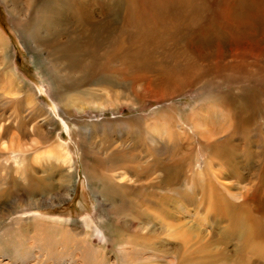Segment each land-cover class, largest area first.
<instances>
[{
	"label": "rangeland",
	"instance_id": "1",
	"mask_svg": "<svg viewBox=\"0 0 264 264\" xmlns=\"http://www.w3.org/2000/svg\"><path fill=\"white\" fill-rule=\"evenodd\" d=\"M231 1L234 8L225 9V0H190L189 7L184 5L186 1L174 0L158 18L150 11H144L140 17L139 12L143 11L139 9L129 11L130 17L124 26L121 46H115L113 49L112 45H116L117 42H111L108 49L102 48V52L106 50L105 52H112V55H115L116 50H121L118 57L122 61L134 60L138 65H140L139 57L148 55L151 58L150 65L154 69L153 77L160 78L166 75L173 77L175 71L171 67L177 66L175 57L181 54L186 56L184 50L186 48L193 53H199L200 50L203 52H222L225 66L224 76L220 82L200 78L199 85L182 95L175 96L173 100L166 101L165 94L161 93L159 104L155 105L150 100L140 101L136 94L137 86L142 83L153 84L150 82L153 78L151 77L152 73L141 75L139 78H136L135 74L123 75L120 65L119 67L116 65V56H112L108 62H99L97 67L90 69L84 77L78 75L74 79L66 76V74L65 76L56 75L57 72L45 60V53L37 52V49L32 48L25 39L26 30H30L32 36L40 35L43 32L46 25L45 14L37 19L41 14L39 7H37L28 12H23V15L18 18L15 14L8 12L3 0H0V37L7 46L0 50L1 82L5 85L8 82H13V88L16 89L17 85L23 91L32 94L44 110H49L50 117L53 118L51 121L53 126L48 129L51 132L44 140L40 141L39 135L35 133L36 130L32 129L38 121H35L34 118H22L21 122L26 125L24 135L17 136L18 134L14 135L12 132L5 141L6 147H8L9 141H13L14 148L16 144L20 146L23 143L22 145L25 146L22 147L21 145L23 149L14 150V152H11L13 150L10 151L9 148L6 149L7 151L0 160L3 166L11 167L6 177H0V208L2 207L0 218L4 215L3 218L6 217L7 210L16 212L7 218L6 223L0 224V232L8 225L7 232L10 234L9 242L4 245H1L3 243L0 244V264H167L171 261L174 252L179 258V264L264 263V250L262 249L264 234H254L241 240L240 230L243 226L240 225L237 231L233 232L226 229L225 215L218 214L223 213L224 210L215 207L216 195L209 193L203 198L200 196L201 194L195 192V189L205 183L202 180V177L204 179L202 174L205 172L203 169L206 167V159L213 146H207L203 143L199 134L195 136L190 130L192 126L185 119L188 113L195 108L204 107L213 110L211 119H213L214 124H219L221 130L225 132L221 135L224 141V160L230 167L239 164L238 168L241 173H249L246 178L243 177L238 184L235 183L234 185H232L233 179L218 178L216 181L208 174L209 178L218 184L231 185L232 192L241 191L244 197H249L252 200L254 197V171L264 163V93L262 91L264 80L260 78L264 70V0ZM217 8L229 11L224 12L225 16L216 19L217 11H219ZM230 10L232 11L230 12ZM63 13L56 6L51 10L55 24L61 30L62 35L67 34L73 25L63 18ZM116 15L118 17L117 13ZM32 19H35L34 22ZM146 20L150 24L144 26ZM215 20H221V24L218 22L219 28L215 26L218 29H214V26L211 25ZM222 21L226 26L224 29H221ZM26 23L33 25L26 26ZM168 23H176L175 28L170 27L171 29L167 34L164 33L160 36L156 33L155 35L154 31L157 28ZM114 26L118 27L120 24L115 23ZM86 29L91 30L92 27L87 26ZM218 30H223L220 32L221 36L215 37ZM157 38L161 39L159 41L162 43H159ZM222 38L223 41L220 40ZM75 40L76 43L80 44L77 38ZM38 41L43 47L49 44L45 38L42 39L40 36ZM83 44L85 50L81 54L79 67L85 64L97 51V49L90 48L88 41H84ZM207 45L211 47L206 48ZM184 56L181 55V63L184 66L191 65L193 61ZM253 59L256 60L254 72L249 78H244L241 70L246 69V66L242 64L245 60L252 61ZM191 60H193L192 57ZM11 66L14 67V72L18 73L19 76L9 72ZM102 66L108 67L113 73L115 69L118 70L120 76H109L108 82L102 79L100 83L76 81L84 78L88 80V77L93 76V73L99 74ZM9 78L11 81L8 80ZM60 88L67 93V96L70 94V97L67 98L68 104H65L69 107V113H65L55 101L59 99L60 92L58 90ZM6 96H10V92ZM9 106H5L6 117H9L11 113L24 114L23 117L27 113L24 111L25 104L23 103L16 104L11 101ZM171 107H176L178 110H172ZM73 108L74 110L77 108L78 111L71 113ZM172 112L175 114L177 126L187 133V137H180L182 143L189 140L194 144L193 149L187 147L185 152L177 157L178 179L184 186L180 193L184 194L175 198L171 197V199L179 202L172 208L170 215L172 219L161 215L158 210V212L152 210L154 206H150L152 207L150 211L146 210V205L150 204L144 199L140 202L139 210H136L132 201L127 200L126 197L123 202H120L117 197H112L109 194V196L105 194L103 198L102 195L95 194L96 175L94 170L90 169L89 183L86 177L87 173L82 167V150L88 153L89 157L86 158V162L89 164L93 143L101 137L109 139L113 133L116 134L114 136L115 142L119 143L121 140L119 133H122L123 129L117 127V129L112 130L110 127H105L98 131L91 125L104 121L127 122L136 118L153 117L154 115L161 117L165 113L173 115ZM228 116L231 118L230 124H228ZM73 117L82 119V127L76 126L77 119L74 120ZM60 119L62 123H60ZM7 122L9 124V121ZM12 122L18 123L17 120ZM6 123L3 122L2 125H6ZM72 133L81 137L84 136L82 146L76 145ZM58 140L73 160L75 180L71 196L65 198L66 200L61 204L55 201L65 195L67 183L60 185L57 182L58 179L55 176L57 168L51 164L49 159L36 158L55 147ZM136 141L137 138L132 136L127 143L129 149L134 153L133 145ZM72 143H74L75 148ZM48 145H51V148ZM3 149V145L0 146V152ZM169 150L172 152V150L178 149L173 146ZM165 155L166 151L164 150L162 158H165ZM104 158L106 162L102 168L105 169L106 174L110 175V171L116 168L109 162L110 155ZM21 159H28L29 161L33 159L31 165L40 167V169L44 168L43 175L39 176H51L53 187L51 189L46 188L43 192L36 190L35 195L31 193L27 195L26 192L31 185L26 183L25 176L16 173V169L25 164L19 162ZM45 164L47 167L44 166ZM130 164L132 168L139 166L135 159H132ZM215 169L216 167L212 168L214 172ZM187 170L189 171L188 175L186 174ZM134 173L135 170L131 169L128 176L125 177L130 179L133 192L156 194L160 191L152 186L140 188ZM190 174L192 175L190 176ZM189 176L196 177L194 180L198 188L192 184V179ZM204 188L207 191L214 190V188ZM201 190L199 189L198 192ZM188 193L191 198L182 197ZM29 196L31 201L28 200V202L32 203L29 205L31 213L23 212L27 210L25 205ZM42 199H45L46 202ZM47 200L51 201L47 202ZM182 201L190 202V205L184 209L183 206L188 204ZM22 206L24 207L22 208ZM18 211L22 213H18ZM14 220L18 222H14ZM129 221H132L131 225L136 228L140 224V227L144 228L139 231L141 233H145L148 231L147 229L155 225L154 229L163 226L160 239L167 241L165 230L169 225H173L178 229L177 234L179 232L180 238L177 235V239L171 241L173 246L160 245L158 241H154L153 235H143L148 236L152 241L146 239L141 243H134L133 233L125 226V223ZM30 229L32 232H27ZM13 230L14 235L11 234ZM156 233H160V231L157 230ZM198 237L201 240H198ZM105 239L108 241L105 242ZM182 239L188 241L189 253L184 252ZM148 243L156 244V251L152 252L154 254L153 257L151 256L152 258L148 257L150 256L147 251L149 248L145 249ZM164 254L166 257L160 256ZM183 255L187 259L183 260ZM156 259L158 262H151V260Z\"/></svg>",
	"mask_w": 264,
	"mask_h": 264
},
{
	"label": "bare ground",
	"instance_id": "2",
	"mask_svg": "<svg viewBox=\"0 0 264 264\" xmlns=\"http://www.w3.org/2000/svg\"><path fill=\"white\" fill-rule=\"evenodd\" d=\"M173 1L174 0H3L8 12L15 14V16L18 18L21 15H23V12H28L33 8L39 7L38 9H40L41 14H39L37 19L40 16H42V14H45V21H46L45 28H43V32L40 35H33V36L29 32L30 30L29 31L26 30L25 39L29 42L32 48L37 49V52L45 53V58H46L45 60H47V63L53 68L55 72H57V73L54 72L56 75L59 74L65 76L66 74V76H70L74 79H76L78 75H80V77H84L90 69L96 68L99 62L101 61L108 62L109 60H111L112 56L117 57L116 65L118 67L120 65V69L123 71V75L128 76L131 74H135L136 78H139L141 77V75L152 73L151 77H153L154 69L150 65L151 58L148 55H145L142 58L139 57L140 65H138L137 62H135L134 60L132 61L128 60L127 62L122 61L118 57V54L121 52V50H116L115 55H112V52H105L106 50L102 52V48L105 47L108 49L111 45V42H117L116 45H112L113 49L115 46L116 47L118 45L121 46L120 42L122 40L124 26L126 25V22L130 17L129 11L131 9L132 10L139 9L143 11V12H139V17L144 13V11H150L153 12L155 16L158 18L159 16H161V13L165 10V8L171 5ZM183 1H186L185 2L186 4L184 5L186 7H189L188 4H190L189 3L190 0H183ZM225 1H226V3L224 4L225 9H227L228 7L234 8V5H231L232 4L231 0H225ZM54 6L59 7L64 12L62 15L63 18L73 24L71 30L67 34L62 35L61 30L55 24L54 17L51 14V10L53 9ZM217 10L219 11H217L216 19L225 16L224 12L229 11V10H222L219 8H217ZM231 11L232 10H230V12ZM221 12L223 15L221 14ZM116 13L118 14V17ZM34 20L35 19H32V22H34ZM220 21L221 20H217V21L215 20L214 23L211 24L214 26L213 27L214 29L219 28L218 24L220 23ZM115 23L117 25L120 24V26L118 27L114 26ZM148 24L150 23L146 20L144 26ZM28 25L32 26L33 24L26 23V26ZM87 26H91L92 29L91 30L86 29ZM175 26L176 23L174 24L168 23L165 26L159 27L154 31L155 35L156 33H158L160 36L164 33L167 34L169 30L171 28H175ZM215 26L218 28H216ZM225 27H226L225 23L222 21L221 29H224ZM218 31L215 37H217V35L220 37L221 36L220 32H222L223 30H220L219 32ZM39 36L42 37V39L45 38L49 44L43 47L38 41ZM76 38L80 41V44L76 43L75 40ZM223 38L220 40L223 41ZM156 40L159 43H162L159 41L161 39L157 38ZM84 41H88L90 48L97 49V51L96 54H94L85 64L79 67L81 61V54L85 50V46L83 44ZM209 43L211 42L209 41ZM0 44H1L0 50L7 47L1 37H0ZM208 45L205 47L206 48L211 47ZM48 49H50V51H48ZM184 50L186 52V56H184L183 54L181 55L186 57L188 60L193 61L192 64L184 66L180 61L181 55L176 56L177 58L175 57V59L177 62V66L174 68L171 67L175 71L173 77H171L170 75H166L160 78L150 77L151 78L150 82L153 84L142 83L141 85L137 86L138 90L136 91V94L137 97L140 99V101L150 100L151 102L155 103V105H158L159 95L161 93L165 94L166 101H170L175 99L174 98L175 96L182 95L187 91L192 90L196 85H199L200 78L203 80L213 79L214 81L217 82H220L222 80L224 76V66H225L222 58V52H216V51L203 52L200 50L201 52L199 51V53L196 52L193 53L192 51L187 50V48ZM191 57L193 58V60H191ZM254 62H256V60L254 59L252 61L245 60L244 63L242 64L246 66V69L241 70L242 76L244 78H249L251 73L254 72ZM14 71H15L14 67L11 66L9 72L13 73V75L15 76H19L18 73ZM99 72H100L99 74L93 73V76L88 77V80L84 78L76 81L77 82L95 81L96 83H100L102 79H105V82H108L109 76L112 75L120 76L118 70L115 69L113 73L111 70L108 69V67L105 66H102ZM260 78L264 80V70L260 75ZM8 80H10V78ZM1 81L2 80L0 78V105H1L0 146L3 145L4 149L0 152V160H2L5 152L7 151L6 149L8 148L10 151L13 150L11 152H14V150L23 149L21 148V145L23 143L20 146H17L16 144V147L14 148L15 144L13 143V141H9L8 147H6L7 144L5 142L8 136H11L10 134L12 132L14 133V135L18 134L17 136L24 135L26 131V125L23 122H21L22 118H34L35 121H38L37 124H34L35 126L32 127V129L34 128V130H36L35 133L39 135L40 141L46 139L49 136L51 131L48 129L53 126L51 122L53 121V118L50 117L49 110L47 109L44 110V108H42L39 105L38 101L35 99V97L32 94L23 91L17 85H16V89L13 88V84H12L13 82H8V84L5 85ZM7 91L10 92V96H6V94L8 93ZM262 91L264 93V88ZM58 92H60L58 96L59 99L55 101L58 102V106L60 105L59 107L63 109L65 113H69V107L66 106L65 104H68L67 98L70 97V94L67 96V93L64 90H61V88L58 90ZM11 101H14L16 104H22V103L25 104L24 111L27 112L25 113V116L22 117V115L24 114L11 113L9 117H6L5 113L7 112V110L5 106L8 107ZM171 109L178 110L176 107H171ZM9 110L11 111L10 106H9ZM73 111H78V110L77 108L76 110H74L73 108V110L71 109V113ZM212 113L213 110L211 108L209 109V108L200 107V108L192 109L185 117L187 123L192 126V129H190L191 132L193 131L195 136L199 134L203 140V143H205L207 146L210 145L213 146L212 149L210 150V154L208 155V158L206 159V167L203 169V171L205 172L202 174L204 176V179L202 177V180L205 181V183L203 185H200V187L198 188L195 183L196 177H190L192 174H190L189 176L192 179V184L198 188L195 189V192L201 194L200 196L203 198H205L209 193L216 195L217 200L215 203V207L224 210L223 213H218V214L221 216L225 215L227 220L225 226L226 229L228 231L233 232V231H237L240 225L243 226L242 229L240 230L242 235L241 240L247 237H251L254 234H260V233L264 234V163L262 166H259L254 171V197H252V200L249 197H244L241 191L232 192L231 185H226L223 183L218 184L215 181L212 182L211 179L209 178L208 174H210L211 177L216 181L218 178L233 179L234 183L232 185H234L235 183L238 184L243 177L246 178V175L249 173V172L247 174L241 173L238 168L239 164L235 165L234 167H230L227 165V162L224 160V149H223L224 141L221 136L225 132L221 130L219 124H214L213 119H211V117L213 116ZM90 114L92 113L90 112ZM174 115H175L174 113L173 115L170 113H165L161 117H156L154 115L153 117L148 116L143 118H136L134 120L127 122H118L117 120L116 122L104 121L99 124L93 123L91 126H93L98 131H101L105 127H110L112 130L114 128L117 129V127H121L123 129L122 133H119L121 138L119 143L115 142L114 139V136L116 135L115 133H113L109 139H104L103 137H101L97 140V142L95 143L92 142L93 146L91 149V162L89 164L86 162V158H88L89 155L85 150H82L83 151L82 167H84L87 173L86 177L88 178V182L90 183V178H89L90 169H93L96 175L97 182L95 185V192L94 191L93 192L97 195H102V198L105 196V194H107V196L110 195L112 197H117L120 202H123L126 197L127 200L132 201L134 208L136 210H139L141 206L140 202L142 199H144L150 204V205H146L147 208L146 210L150 211V208H152L150 206H154L152 210H155L156 212L159 211L161 215L167 216L169 219H172V216H170L172 214V208L179 202L176 201L175 199H171V197L175 198L179 195L184 194V193H180L184 186L183 183L178 179L177 157L181 156L185 152L187 147L193 149V145H194L192 141L190 142L189 140H187L186 143H182L180 137H185L187 133L182 128L177 126ZM68 118L71 119V117ZM227 118L229 120L228 124H230L231 122L230 116H228ZM72 119L74 120L77 119L75 124L78 128L82 127V119L76 117H73ZM14 120H17L18 123L14 124L12 122ZM7 121H9V124H7L8 123ZM3 122L4 123L7 122L6 125H2ZM60 123H62L61 119H60ZM83 130L85 131L84 128ZM72 135L74 137L73 141H76L75 142L76 145L82 146L84 142V136L81 137L76 135L75 133H72ZM32 136L34 137V135ZM132 136L137 138V141L133 145V149L135 153L131 149H129L127 145L130 137ZM157 140L159 141L158 144H157ZM72 144L75 148L74 143ZM55 145L56 146L53 148H51V145H48L51 149L47 150L45 153L40 154L36 158L49 159L51 164L57 168V172L55 175L56 178L58 179L57 182H59L60 185L61 183H67L65 195L55 201L58 202V204H61L67 198H69L73 192V186L75 182L74 169H73L74 164L72 158L66 152L65 147L61 144L59 140ZM24 146L22 145V147ZM31 146L29 147L31 148ZM173 146L177 147L178 150H174V151L172 150L171 152V150L169 149H171ZM164 150L166 151V155L165 158H162ZM108 155H110L109 162L116 168L110 171V175L106 174L105 169L102 168V165L106 162V159L104 157H107ZM132 159L137 160L139 164L137 168L131 167L130 163ZM30 161L28 159H21L19 162L25 164L22 165V167L16 169V173H20L22 174V176H25L26 183L31 185L28 192H26L27 195L29 193L35 195L36 190L43 192V190H45L46 188L51 189L53 187V178L47 175V173H45L47 175L46 177L39 176V175H43L44 168L40 169V167L39 168L35 167L34 165H31L33 159L31 162ZM44 166H46V164ZM211 167L212 168L216 167L215 172L212 170ZM10 168L8 166H3V164L0 163V177L1 178L6 177L9 174ZM131 169L135 170L134 176L136 177V182L139 184L140 188L144 189L149 186H152L154 189L160 191L156 192V194L133 192L130 185V179L125 178L126 176H128V173L130 172ZM188 172L189 171L187 170L186 171L187 175ZM204 187L214 188V190L207 191ZM199 189H202L201 192H198ZM192 196L196 197L195 195ZM182 197L191 198V196H189V193L185 194ZM28 200L31 201L30 196L27 197L26 199L27 204L25 206L27 207V210H24L23 212L31 213V207L29 205L32 203L28 202ZM42 201L46 202L45 199H42ZM48 201L51 200H47V202ZM182 202L188 204L183 206L184 209L190 205V202L187 201L186 202L182 201ZM35 204H37L36 201ZM23 207L24 206H22V208ZM19 211L18 213H22ZM14 213L16 212L15 211L9 212L7 210L6 217L3 218L5 216L4 215L0 218V224L4 222L6 223L7 218ZM14 222H18V221L14 220ZM131 223L132 221L125 223V226L127 229H130L131 232L133 233L132 236L134 237V241H133L134 243H139V242L141 243L143 240L146 239L148 241H152L148 236L153 235L155 237L154 241H158L160 245L168 244L170 246H173V242L171 241L177 239V235L180 238L179 232L177 234L178 229L176 228V226L173 225H169L168 228H166L165 230L166 232L165 238H168L167 241L164 239H160V236L163 233V226L154 229V227H156L155 225L150 229H147L148 231H146L145 233H141L139 231L144 228L140 227L141 226L140 224H138L136 228L135 226L131 225ZM7 226L4 229H2V231L0 232L1 233L0 244L3 243L1 245L7 244L10 240L8 238L10 234H8L7 232ZM45 228L48 227L45 226ZM14 230L11 233L12 235H14L13 234ZM157 230H159L160 233H156ZM33 231H34V227H33ZM27 232H32V230L30 229ZM143 235H148V236H143ZM198 240H201V238L198 237ZM104 241L106 242L108 241V239H105ZM182 241L184 243V252L189 253L190 246L188 244V241L185 239H182ZM145 249H147V251L149 252L150 256L148 257L151 256L153 257L154 254L152 252L156 251V244L148 243ZM262 249L264 250V246H262ZM160 256L166 257L165 254ZM185 259L187 258L183 255V260ZM153 261L158 262L157 259L151 260V262ZM178 261L179 258L176 257V254L174 252L170 262H172L173 264H179L180 261L179 262ZM170 262L167 264H171ZM216 264H227V263L218 262Z\"/></svg>",
	"mask_w": 264,
	"mask_h": 264
}]
</instances>
